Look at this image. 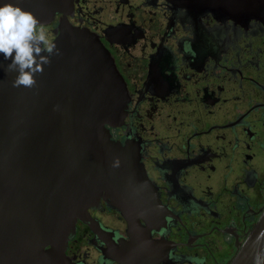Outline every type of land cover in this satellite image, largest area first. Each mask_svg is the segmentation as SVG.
<instances>
[{
  "label": "flooded vegetation",
  "instance_id": "flooded-vegetation-1",
  "mask_svg": "<svg viewBox=\"0 0 264 264\" xmlns=\"http://www.w3.org/2000/svg\"><path fill=\"white\" fill-rule=\"evenodd\" d=\"M43 25L109 51L128 102L107 128L149 182L126 215L90 207L65 263L233 264L264 229V0H72Z\"/></svg>",
  "mask_w": 264,
  "mask_h": 264
},
{
  "label": "water",
  "instance_id": "water-1",
  "mask_svg": "<svg viewBox=\"0 0 264 264\" xmlns=\"http://www.w3.org/2000/svg\"><path fill=\"white\" fill-rule=\"evenodd\" d=\"M12 2L42 24L72 4ZM61 29V54L36 87L14 88L16 73L0 67V264H67L68 240L90 207L111 199L126 215V197L139 200L149 185L137 156L107 128L122 123L128 102L113 58L89 30ZM0 62L10 63L2 55ZM252 252L250 245L233 264H253Z\"/></svg>",
  "mask_w": 264,
  "mask_h": 264
},
{
  "label": "clouds",
  "instance_id": "clouds-1",
  "mask_svg": "<svg viewBox=\"0 0 264 264\" xmlns=\"http://www.w3.org/2000/svg\"><path fill=\"white\" fill-rule=\"evenodd\" d=\"M54 54L60 55V48L52 42L33 12L12 0L0 3V55L10 61L6 67L0 62V67L8 73H16L12 80L14 88L36 87L37 74H43L44 66L51 63ZM119 163L116 159L113 167H118ZM253 246V264H264V229L256 235ZM193 264L203 262L193 258Z\"/></svg>",
  "mask_w": 264,
  "mask_h": 264
}]
</instances>
